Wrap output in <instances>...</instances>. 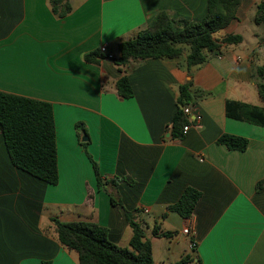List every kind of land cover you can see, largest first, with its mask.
Instances as JSON below:
<instances>
[{"label":"crops","instance_id":"1","mask_svg":"<svg viewBox=\"0 0 264 264\" xmlns=\"http://www.w3.org/2000/svg\"><path fill=\"white\" fill-rule=\"evenodd\" d=\"M260 1L240 0L236 19L217 36L240 34L243 42L204 64L188 67L186 48L178 58L133 61L121 71L120 42L160 12L200 22L207 0H69L63 17L51 0H0V91L53 105L59 171L52 185L15 168L0 134V264H79L78 253L60 244L52 218L95 222L111 242L129 248L125 209L136 211L155 264L187 254L189 264H264V127L226 115L230 100L263 104ZM102 45L114 59L100 53ZM94 51L98 56L88 60ZM125 74L129 99L116 88ZM188 83L190 119L201 121L173 139L179 88ZM225 134L246 139V150L218 144ZM87 141L102 187L81 144ZM189 187L201 198L183 219L168 205ZM156 226L174 234L154 236ZM186 226L191 235L182 232Z\"/></svg>","mask_w":264,"mask_h":264},{"label":"trees","instance_id":"2","mask_svg":"<svg viewBox=\"0 0 264 264\" xmlns=\"http://www.w3.org/2000/svg\"><path fill=\"white\" fill-rule=\"evenodd\" d=\"M68 1L51 0L54 11L61 17L66 16L71 10ZM207 2L206 17L200 22L175 21L169 13L160 12L134 39L120 42L118 45L120 56L115 62L120 70L124 71L123 68L133 61L178 58L183 55L186 48H188V67L198 66L204 64L212 54L221 55L224 46L243 42L240 34H230L222 38L217 36L236 19L240 0H207ZM255 23H264V0H261L257 6ZM97 56L98 52L94 51L89 53L87 58L91 60ZM257 71L264 79V67H258ZM189 87L191 83L179 88L180 109L173 118L170 132L173 139L181 138L184 126L188 124L183 110L194 101ZM116 88L122 98L129 99L133 96L127 74L117 81ZM258 88L263 102L261 106L230 100L226 104V115L264 127V84H259ZM52 106L48 102L0 91V134L4 138L12 165L34 178L55 185L58 184L59 171ZM76 127L77 131L86 133L81 123L78 122ZM217 142L239 151L246 150L248 145L246 139L228 134L222 135ZM81 144L92 162L98 186L102 187V175L98 164L88 154V141ZM109 183L115 184L117 180ZM263 183L264 181H260L258 187L261 188ZM200 198L201 193L189 187L185 189L179 200L168 205V210L183 219H189L193 216ZM110 199L113 205L117 204L113 195ZM135 213L136 211L125 209L127 223L133 232L129 248L111 242L107 229L95 222L65 223L56 218H52L51 221L55 225L60 244L78 253L79 264H155L152 242L136 220ZM159 230L157 226L154 227L153 235L171 237L174 234ZM191 261V256L187 254L173 264H189Z\"/></svg>","mask_w":264,"mask_h":264},{"label":"built area","instance_id":"3","mask_svg":"<svg viewBox=\"0 0 264 264\" xmlns=\"http://www.w3.org/2000/svg\"><path fill=\"white\" fill-rule=\"evenodd\" d=\"M99 51H100L101 54H104L105 56H107L108 59H110V60L114 59L113 55H111V54H109V53L107 52V48H106L105 45L100 46ZM191 112H192V107H191V106H187V107H185L184 110H183V114H184V115L187 117V119H188V124H186V125L184 126V130H183L184 132H183V133H185V132H187V131L189 130V128H190L192 122H194V123H199V122L201 121V116H200V115H196V116L193 118V120H191V119H190ZM182 232H183L184 234H186V235H191V234H192L191 228H190L189 226L184 227L183 230H182ZM194 246H195V244H193V245L191 246V249H194Z\"/></svg>","mask_w":264,"mask_h":264},{"label":"water","instance_id":"4","mask_svg":"<svg viewBox=\"0 0 264 264\" xmlns=\"http://www.w3.org/2000/svg\"><path fill=\"white\" fill-rule=\"evenodd\" d=\"M87 139H86V137L85 138H83V141H86Z\"/></svg>","mask_w":264,"mask_h":264}]
</instances>
